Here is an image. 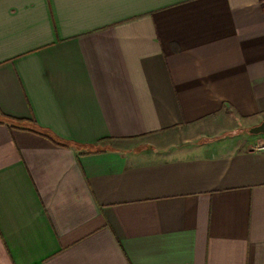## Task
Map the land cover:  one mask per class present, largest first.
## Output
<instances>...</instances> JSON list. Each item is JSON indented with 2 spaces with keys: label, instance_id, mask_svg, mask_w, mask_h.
Returning a JSON list of instances; mask_svg holds the SVG:
<instances>
[{
  "label": "crops",
  "instance_id": "crops-1",
  "mask_svg": "<svg viewBox=\"0 0 264 264\" xmlns=\"http://www.w3.org/2000/svg\"><path fill=\"white\" fill-rule=\"evenodd\" d=\"M262 121V0H0V264H264Z\"/></svg>",
  "mask_w": 264,
  "mask_h": 264
},
{
  "label": "trees",
  "instance_id": "trees-1",
  "mask_svg": "<svg viewBox=\"0 0 264 264\" xmlns=\"http://www.w3.org/2000/svg\"><path fill=\"white\" fill-rule=\"evenodd\" d=\"M262 2H264V0H262ZM14 127V126H12ZM19 128V127H17ZM34 132L43 135L44 137L48 138L50 141H52V143H54L55 145H60V146H67V144L63 143L62 141H60L59 139H57L56 137L47 134L45 132L39 131V130H34Z\"/></svg>",
  "mask_w": 264,
  "mask_h": 264
},
{
  "label": "water",
  "instance_id": "water-1",
  "mask_svg": "<svg viewBox=\"0 0 264 264\" xmlns=\"http://www.w3.org/2000/svg\"><path fill=\"white\" fill-rule=\"evenodd\" d=\"M248 133L254 136L264 135V121H262L259 125L249 129Z\"/></svg>",
  "mask_w": 264,
  "mask_h": 264
},
{
  "label": "rangeland",
  "instance_id": "rangeland-1",
  "mask_svg": "<svg viewBox=\"0 0 264 264\" xmlns=\"http://www.w3.org/2000/svg\"><path fill=\"white\" fill-rule=\"evenodd\" d=\"M238 133H240L239 131H229V132H226L224 135H223V137H232L233 136V134H238ZM243 136L244 137H250V135L248 134V132L246 131V132H243ZM262 136H260V139L257 141V144H259V142L262 140Z\"/></svg>",
  "mask_w": 264,
  "mask_h": 264
},
{
  "label": "built area",
  "instance_id": "built-area-1",
  "mask_svg": "<svg viewBox=\"0 0 264 264\" xmlns=\"http://www.w3.org/2000/svg\"><path fill=\"white\" fill-rule=\"evenodd\" d=\"M263 138L259 142V144L255 145V150L257 151H264V135H261Z\"/></svg>",
  "mask_w": 264,
  "mask_h": 264
}]
</instances>
